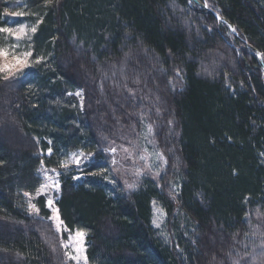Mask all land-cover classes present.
<instances>
[{
  "label": "trees",
  "instance_id": "1",
  "mask_svg": "<svg viewBox=\"0 0 264 264\" xmlns=\"http://www.w3.org/2000/svg\"><path fill=\"white\" fill-rule=\"evenodd\" d=\"M205 1L264 63V0ZM11 4L40 23L33 66L0 75V264H63L40 222L50 215L40 168L61 173L56 209L85 233L88 264L238 261L234 242L248 222L258 235L251 219L264 215V76L253 53L189 0H0V27ZM147 125L168 170L126 193L102 139ZM73 153L88 161L65 172ZM154 204L168 241L151 226Z\"/></svg>",
  "mask_w": 264,
  "mask_h": 264
},
{
  "label": "rangeland",
  "instance_id": "2",
  "mask_svg": "<svg viewBox=\"0 0 264 264\" xmlns=\"http://www.w3.org/2000/svg\"><path fill=\"white\" fill-rule=\"evenodd\" d=\"M14 13H22V15H14ZM5 19L6 25L4 27H10L14 31L24 27L26 35H22L21 38L17 40L14 37L8 36L6 33H0V47L4 48L6 51L14 52L16 55H21L26 51H31L33 53L31 46L32 39L29 40L27 37H33L35 34H33L30 29L32 26H38L36 24L37 20L34 17L27 15L25 9L21 8L20 5L15 4L10 5L9 9L5 13ZM13 44L16 45L15 49L12 48ZM33 60L34 59L30 57L27 66H23L16 64L11 55L7 57L0 56V69H2L0 70V75L6 78L19 76L33 66ZM118 72L120 71L116 70V74ZM115 76L116 75L113 74L112 78H115ZM132 129L133 128L131 127L127 132H119L106 139H102L103 153L106 162L109 165L110 173L112 177L122 186L126 193L134 191L144 180H150L156 185H159L160 180L163 179L165 172L168 170L164 156L155 147L153 131H151V133L148 132V125L142 126L140 131L134 132L135 130ZM105 130L106 129L104 127V132ZM112 148H115L116 152L113 153L110 151ZM124 149H128L129 151L125 152ZM157 154L160 155L158 156ZM160 156H162L163 159H160ZM141 157H143V159H141ZM113 160H116L117 163L114 164L112 162ZM81 161L82 162L79 164V167L87 162L88 158L81 157ZM41 169L44 168H40L38 174L42 180L41 185H43L45 183V177ZM137 170L140 172L139 175L136 174ZM48 175L54 176L56 173L49 170ZM129 184H134L135 187L129 188ZM39 196H43L45 198L46 207L50 213L47 220H40V222H44L48 227V230L44 228V231L46 232L45 238L51 242V247L54 248L55 251L60 252L63 264H88L87 260L85 261L83 258L86 257V235L84 240V252L81 254V259L78 262L71 260L67 255H65V253L68 252L72 255H75L76 253L72 251L71 247L65 248L63 245L69 243L68 238L70 232L74 235L77 230L70 232L65 231L62 233L57 232L56 221L49 219L54 215V210H57L55 203L59 196V190L50 189L47 193ZM50 198L54 201L52 207H49L47 203ZM30 204L31 203L29 202L27 206L28 214L38 218V210L35 207H30ZM151 210V226L156 230L162 241L165 242L170 240V233L166 228V214L156 204L152 205ZM154 221H156V223H154ZM251 221L257 225L258 235H254L256 234V229H254L250 222H248V229L246 232L249 236L247 237L244 234L240 235L239 238L236 239L234 244H236V251L239 253L235 255L238 257L239 264H264V215L256 214L252 217ZM157 224L159 226H157ZM250 233L252 235H250ZM49 234L53 237L49 236ZM238 240L240 241L237 242Z\"/></svg>",
  "mask_w": 264,
  "mask_h": 264
},
{
  "label": "snow or ice",
  "instance_id": "3",
  "mask_svg": "<svg viewBox=\"0 0 264 264\" xmlns=\"http://www.w3.org/2000/svg\"><path fill=\"white\" fill-rule=\"evenodd\" d=\"M192 0H189V3H191ZM205 7H208V4L205 3L204 5ZM14 15H22V13H14ZM40 23L39 20L36 21V24L38 25ZM30 31L34 34L36 33L37 31V26H32ZM0 33H6L8 34V36H11V37H14L16 38L17 40H19L21 38L22 35H26L25 33V28L24 27H21L17 30H13L12 28L10 27H0ZM27 39L31 40L32 37L31 36H28ZM16 45L13 44L12 45V48L15 49ZM11 55L12 56V59L15 61L16 64H20V65H23V66H27L28 64V60L30 57H32L33 53L31 51H26L24 53H22L21 55H16L14 52H9V51H6L4 48L0 47V56H4V57H7ZM43 59V57H37L36 58V62L39 63L41 60ZM15 66V65H13ZM2 70V69H0ZM77 95H80V93H76ZM171 123V122H169ZM152 131V127L151 125L148 126V132L151 133ZM49 151V154H51V149L48 150ZM110 151H112L113 153L116 152V149L115 148H112L110 149ZM125 152H128L129 150L128 149H124ZM83 154H79L77 155L76 153H73L72 156L70 157V159L68 161H61L60 162V167L65 169V172L68 170L69 168V165L70 164H76L77 166H79V164L82 162L81 161V156ZM131 155V154H130ZM158 156L160 154H157ZM141 159H143V157H141ZM160 159H163L162 156H160ZM114 164L117 163L116 160H113L112 161ZM43 163V161H42ZM166 163V161H165ZM41 171L43 172V175L45 177V183L43 185H41V188L37 190V195H43L45 193H47L50 189H55V190H59V187H60V184H59V180H58V176L61 175V173L59 172H56V169H52L51 171L52 172H55L56 175L54 176H49L48 175V172L49 170L47 169H41ZM137 175L140 174L139 170H137ZM129 188H134L135 185L134 184H129L128 185ZM26 196H28L29 194L28 193H25ZM48 203V206L49 207H52L54 201L53 199H48L47 201ZM30 207H34V205H29ZM49 219H53L56 221V231L57 232H65V231H69V229H67V227L64 225L63 221L60 219L59 215H58V210H54V215L52 217H50ZM154 223H156V221H154ZM157 226H159L157 224ZM69 243L68 244H64L63 246L65 248H69L71 247L72 251L75 252L76 254L75 255H72L68 252L65 253V255L68 256L69 259L71 260H75V261H79L81 259V254L84 252V240H85V233L83 231H80V230H77L75 232V234H69ZM85 259V261L87 260L86 257H83ZM233 264H239V261H233Z\"/></svg>",
  "mask_w": 264,
  "mask_h": 264
},
{
  "label": "water",
  "instance_id": "4",
  "mask_svg": "<svg viewBox=\"0 0 264 264\" xmlns=\"http://www.w3.org/2000/svg\"><path fill=\"white\" fill-rule=\"evenodd\" d=\"M192 2L199 8L207 11L217 22L223 24L226 26L227 30H228V33L231 34L236 40L240 41L247 49H249L256 61L258 62L259 64V67L261 69V71L263 72L264 74V63L262 61V56L260 54V52H258L257 50H255L252 46H250L245 40L241 39L238 34H237V31L235 30L234 26L231 25L229 22H227L224 18H222L220 16V14H218L217 12L213 11L212 9H210L209 7H205V3L206 1L205 0H192Z\"/></svg>",
  "mask_w": 264,
  "mask_h": 264
}]
</instances>
